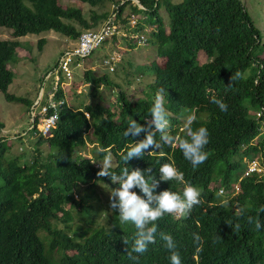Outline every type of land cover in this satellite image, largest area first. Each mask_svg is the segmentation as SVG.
I'll use <instances>...</instances> for the list:
<instances>
[{
	"label": "trees",
	"instance_id": "1",
	"mask_svg": "<svg viewBox=\"0 0 264 264\" xmlns=\"http://www.w3.org/2000/svg\"><path fill=\"white\" fill-rule=\"evenodd\" d=\"M74 1L92 8L115 3L113 18L108 11L91 10L87 19L79 8L63 7L59 0H0V26L10 29L12 37L0 39V92L8 100L25 101L7 93L14 78L9 64L16 59L19 36L53 30L76 39L83 32L76 25L96 31L111 19L120 23L119 33L111 37L123 38L132 51L148 41L141 43L133 33L151 28L150 48L137 51L139 64L130 60L115 64L113 71L122 76L121 81L86 69L83 80L95 100L76 109L63 101L55 125L46 135L40 131L28 158L12 156L10 146L0 140V264H171L161 234L172 237L182 264H264V212H260L264 173L241 177L252 159L264 166V58L252 53L261 43V33L245 4L242 0H138L139 8L133 0ZM127 10L137 17L132 27ZM123 26L135 37H120ZM199 53L205 56L203 62ZM159 59H164L163 64ZM236 72L241 77L233 79ZM138 77L149 81L145 86L134 84ZM131 87L140 94H131ZM159 89H164L169 113L167 134L186 138L182 123L191 112L196 117L193 130L208 129V159L195 169L178 145L165 144L151 124L150 108ZM213 96L227 104V111L212 103ZM54 98L63 99L60 88ZM26 104L30 108L33 100ZM200 112L206 114L204 118H198ZM39 117L34 115L29 130L36 129ZM130 121L145 130L125 136ZM149 132L155 133L161 147L125 164L122 154ZM44 143L48 146L41 148ZM108 152L117 176L124 167L142 172L151 167L159 181L156 194L164 190L182 194L184 184L160 180L161 165L173 164L187 183L202 189L204 203L194 205L184 218L165 215L155 223V243L143 254L135 252L138 230L131 221L121 224L119 208L110 207L111 192L119 181L97 176ZM220 188L224 196L218 198ZM133 191L143 196L139 189ZM224 199L227 206H221ZM249 216L259 218V230L247 223ZM198 246L202 251L197 252Z\"/></svg>",
	"mask_w": 264,
	"mask_h": 264
},
{
	"label": "rangeland",
	"instance_id": "2",
	"mask_svg": "<svg viewBox=\"0 0 264 264\" xmlns=\"http://www.w3.org/2000/svg\"><path fill=\"white\" fill-rule=\"evenodd\" d=\"M172 1L179 2L181 0ZM242 2L246 6L254 26L258 28L261 33V43L253 49L252 53L256 56L264 58V0H242ZM59 4L63 7L79 8L83 16L87 19L90 18L91 10L96 11L97 13L108 11L109 13H112L110 14L112 19L114 15L113 10L116 7L115 3L107 2L102 6L92 8L86 3H81L74 0H59ZM160 13L162 16L166 14L163 8L161 9ZM126 14L130 21L129 27L134 26L135 24L133 21L134 19L136 20L137 17L135 18L134 15L130 14L128 10ZM107 21H109V19ZM104 24H101V26ZM76 26L78 29H81V31L90 30L82 29L78 25ZM150 29L151 28L145 26L144 31L133 33L135 36H142V38L144 37V39H148L145 45L140 44V47L134 48L133 51L127 48V46L124 44L126 41L123 40V38H117L114 40L112 37H107L90 53V55L84 59H79L77 61L74 60L70 64L69 67L72 72L70 78L65 77V75L60 72L58 69V60L65 51L73 50L77 47L78 38L75 39L64 36L63 34L53 30L28 34L15 38L18 41L16 59L14 62L9 64L10 70L14 73V78L12 83L7 88V93L15 95L16 97H22L25 99V101L17 102L8 100L5 96V93L0 92V140H5L6 144L10 146L9 153L12 156H20L21 159L28 158L33 148L32 141L40 137V121L37 122L35 130H29L32 128V111L36 113L39 110L38 105L36 104L37 101L45 104L44 101H46V95L51 92L55 93L58 88H60L63 92L62 100L73 109L78 108L81 104L94 101L95 99H91L89 95L88 83L83 80L84 71L86 69H92L95 74L104 72L111 79L121 81L122 76H118L114 72L117 68L115 67V64L117 63L118 65H126L127 61L129 60L135 64L141 63L142 59L138 56L137 51L141 50L145 52L150 48ZM133 34H131L129 30H125L123 26L119 35L120 37L129 35L125 37L128 38L130 35L135 37ZM11 38V30L0 26V39ZM41 39H43V43L39 44V40ZM202 53H199L198 55L200 62L205 60V56ZM114 54H116V57L119 59V61L114 64V71L112 72L108 70L106 65L104 67L102 62L105 58H108V56ZM158 61L160 64H163L164 59H159ZM121 72L122 69L119 68L117 73ZM148 81L149 80H142L141 77H138L134 80V84L137 83L145 86ZM130 93L140 94L138 93V88L135 87L130 88ZM39 94H42L41 98H39ZM26 100H33V106L29 108L26 104ZM106 102H108V99ZM191 115H194V113L191 112ZM205 115L206 114L200 112L198 113V118H204ZM184 123L185 119L183 120L182 128H184ZM44 146L48 145L44 143L41 145V148ZM83 154L85 153L83 152ZM1 183L2 180L0 179V184ZM104 192H107L108 195L110 193L108 189H106ZM99 196L103 198L100 193ZM77 197L78 196L75 195V198ZM39 235L42 237V235H44L43 231H40ZM48 240H44L46 244Z\"/></svg>",
	"mask_w": 264,
	"mask_h": 264
},
{
	"label": "clouds",
	"instance_id": "3",
	"mask_svg": "<svg viewBox=\"0 0 264 264\" xmlns=\"http://www.w3.org/2000/svg\"><path fill=\"white\" fill-rule=\"evenodd\" d=\"M144 42V41H143ZM241 73L236 72L235 78H240ZM56 84V83H55ZM56 89V88H55ZM47 97V95H46ZM212 103L216 104L221 111H227V104L222 100L212 97ZM164 101V89H159L155 94V99L152 107L150 108V115L152 117L151 124L154 125L157 132L161 134V139L170 146H177L181 150L183 157L190 162L191 166L195 169L205 163L208 159V152L205 151L209 143V132L206 127H199L193 130V123L196 120L194 115L189 114L184 123V130L186 131V138L174 137L167 134V129L170 126L168 119L169 113L166 110ZM130 129L124 135L137 136L144 131L142 125L137 124L135 121H130ZM161 144L155 139V133L149 132L143 140L133 144L128 148L125 154H122V160L125 164L133 157H143L145 153H150L158 150ZM104 152L103 149H100ZM256 160L262 167V163ZM111 153L108 152L104 155L101 170L97 173L98 177H105L110 179L113 183L119 181V187L111 192L110 207L112 209L119 208V221L125 224L131 221L135 228L138 230V238L135 241L134 251L140 254L148 250V245L155 243V233L157 231L155 223L162 219L165 215L175 216L176 218H184L187 212L190 211L194 205H202L204 201L201 199L202 189L192 186L185 181V175L173 164L165 163L159 168L160 180L175 181L179 184H184L183 192L177 193L170 190L161 191L159 194L155 193L159 181L152 175L153 170L149 167L142 172L140 169L129 171L127 167L121 170V174H117L111 170ZM242 170L244 174L246 165ZM264 173V172H262ZM258 173V174H262ZM249 174V173H248ZM234 193L238 190V185L234 184ZM237 187V189H236ZM133 189H139L143 196L137 194ZM217 197L224 196L223 189L220 188L216 194ZM146 197V199H145ZM226 199L221 201V206H227ZM260 212H264V207H261ZM248 224H255L256 229H260L259 218L253 219L251 216L247 218ZM235 229H240V224L235 225ZM163 240L166 242V247L170 250L171 264H182L180 254L175 251L176 245L174 244L170 235L161 234ZM196 240L200 237L196 236ZM127 243V241H125ZM202 251V246L197 247V252Z\"/></svg>",
	"mask_w": 264,
	"mask_h": 264
},
{
	"label": "built area",
	"instance_id": "4",
	"mask_svg": "<svg viewBox=\"0 0 264 264\" xmlns=\"http://www.w3.org/2000/svg\"><path fill=\"white\" fill-rule=\"evenodd\" d=\"M107 21L104 25H102L98 30H88L83 31L78 37L77 47L73 50H67L58 60V69L62 72L65 77L70 78L72 75L70 64L75 60L83 59L90 55V53L97 48L107 37H111L114 34L119 33V28L115 23ZM134 22V21H133ZM140 42L144 41V38L139 37ZM142 40V41H141ZM119 61L116 57V54L108 56L103 60V64L108 67L109 71L114 70V64ZM55 93L51 92L47 95L45 104L38 105V112L32 111L31 122L34 120V115L38 114L41 133L46 135L50 132V129L55 125V121L58 118V109L63 104L62 99H55ZM51 112L49 113V111ZM38 121V122H39ZM251 172L262 173L264 172V167H262L256 160L250 161L245 168L244 174H248ZM237 189V187H236Z\"/></svg>",
	"mask_w": 264,
	"mask_h": 264
},
{
	"label": "water",
	"instance_id": "5",
	"mask_svg": "<svg viewBox=\"0 0 264 264\" xmlns=\"http://www.w3.org/2000/svg\"><path fill=\"white\" fill-rule=\"evenodd\" d=\"M133 2L136 3L139 6V8H142V6L139 4L138 0H133Z\"/></svg>",
	"mask_w": 264,
	"mask_h": 264
},
{
	"label": "crops",
	"instance_id": "6",
	"mask_svg": "<svg viewBox=\"0 0 264 264\" xmlns=\"http://www.w3.org/2000/svg\"><path fill=\"white\" fill-rule=\"evenodd\" d=\"M41 95H42V94H41ZM41 95L39 94V96H40L39 98H41V97H42ZM38 103L40 104V102H38Z\"/></svg>",
	"mask_w": 264,
	"mask_h": 264
}]
</instances>
